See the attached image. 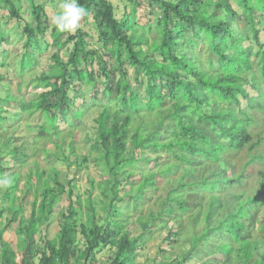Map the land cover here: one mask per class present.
I'll return each mask as SVG.
<instances>
[{
  "label": "trees",
  "instance_id": "16d2710c",
  "mask_svg": "<svg viewBox=\"0 0 264 264\" xmlns=\"http://www.w3.org/2000/svg\"><path fill=\"white\" fill-rule=\"evenodd\" d=\"M14 1L0 3L10 19L23 22L21 33L26 38L16 76L21 78L35 68L37 57L32 46L40 49L39 40L47 29L44 5L27 0L32 25ZM147 1L160 10L153 42L148 43L142 35L144 38L134 43L129 37L136 24L135 0H128L132 2L130 13L121 19L115 18L113 5L106 0H77L87 13L83 23L95 8L99 47L87 50V34L80 29L68 34L53 26L46 48L55 52L47 68L31 81L32 97L14 99L4 88L7 94L0 97V131L19 122L17 111L4 110L17 100L25 115L38 114L40 129L52 146L45 154L48 158L57 152L58 161H68L72 155L73 163L83 161L84 165L86 158L76 153L72 138L88 118L92 134L86 135L91 143L87 144L89 151L96 152L90 158L102 173V183L92 181L83 200L81 194L74 193L73 180L64 185L55 167L50 168L49 177L44 167L28 172L26 187L34 188L39 198L19 225L20 264H97L103 252H108V264H138L136 251L145 236L161 229L169 247L180 237L190 248L174 254V259L158 258L152 264H221L224 258L234 259L232 264H264V211L258 226L264 173L252 192L231 193L233 185L247 178L245 168L254 155L240 173L232 175L234 178H230L226 167L229 159L225 157L228 152L260 143L252 141L250 127L252 113L263 110L264 43L259 36L264 31V0ZM231 1L245 22L237 19ZM6 42V30L0 27V47ZM62 49L65 61L59 55ZM129 68L134 84L128 83ZM4 81L0 78V84ZM98 85L102 98L96 93ZM6 122L10 125L5 127ZM21 133L22 127H18L15 136ZM15 142L8 138L1 145L2 149L10 148L6 150L12 158L18 157ZM1 162L2 157L0 176L12 184L3 185L0 196L10 200L18 191L20 176L5 174ZM204 164L216 169L202 175ZM176 166L182 169L180 178L168 183L157 209L141 213L136 199H141L144 187H154L157 174L168 176ZM137 172L141 179L132 180ZM96 187L107 201L101 208L102 217H98L91 197ZM121 191L130 198L124 204V214L117 206L123 201ZM65 192L67 206L58 218V231L52 239L42 238L38 247L37 233L44 221L53 220L52 211L59 208ZM129 208L141 213L139 220L148 219L146 231L136 236L128 229ZM3 211L4 207L0 217ZM184 220L193 234L184 236L186 224L184 231H176ZM256 228L261 230L258 235ZM0 252V264H13L14 249L2 235Z\"/></svg>",
  "mask_w": 264,
  "mask_h": 264
},
{
  "label": "rangeland",
  "instance_id": "374dc122",
  "mask_svg": "<svg viewBox=\"0 0 264 264\" xmlns=\"http://www.w3.org/2000/svg\"><path fill=\"white\" fill-rule=\"evenodd\" d=\"M106 1L110 2L113 5V13L116 19H121L123 16H127L130 13V5H132V2L129 3L128 0ZM135 1V13L133 14V16L136 24L133 28V32L129 33V37L134 43L139 42L144 37L145 39H147L148 43H151L156 39V32L158 31L159 26L158 19L160 17V10L159 8L150 5L147 0ZM35 3L38 5L42 4L45 7V15L43 17V21L47 30L44 34V37L39 40V45L41 46L40 49H37L36 46H32L34 57H37L35 68L27 73L25 72L21 78L16 76L18 70L17 61L24 51L23 42L26 38V36L21 33L23 22H16L15 20L10 19L4 6L0 3V27L6 30L7 35V42L0 47V64L2 63L3 65L0 66V78L5 79V81L0 84L1 98L4 97L5 94H7V91L4 89L5 87H7L13 95L14 99L25 98L26 100H29L33 91V88L30 86L31 81L47 68L49 64V58L55 52V50H52L51 48H46V45L50 43L49 32L50 28L53 27L51 18L59 10V5L62 3V0H35ZM233 3L234 2L231 1L234 10H237L238 12L237 19L245 22V19L239 12L240 10ZM14 4L17 7L21 8V13L24 19H28L29 21H31L32 25H35L33 19L29 15L30 11L27 0H15ZM94 9L95 8L93 7V11L89 14L88 19L84 23L81 19L78 27V29L84 31L87 34L86 39L89 45L86 48L87 50L99 47L96 34V24L98 19L95 16ZM148 25H150L149 30ZM142 35L144 37H142ZM259 37L264 43V31L260 33ZM59 55L62 57L63 61L66 60V52L63 51V49L60 50ZM155 58L157 57H154V59ZM253 61L254 59L252 58V62ZM82 64L83 62H81V65ZM127 71L129 75L128 83L134 84L131 78L132 69L129 68L127 69ZM142 85L145 86L143 83ZM18 86L19 89H16ZM101 89V85H98L96 93H98V95L102 98ZM17 103V100H15L13 104L11 102L8 103L5 106L4 110L7 112L17 111L19 113L17 117L19 122L12 128L3 129L2 133L0 134V137L2 138V141L0 142V157H2L3 160V163L1 162V164L3 168H5V174L20 176L18 191L16 192L15 196L10 200L2 199L0 196V210L2 209V207H4V214L2 217H0V235H2L4 242L12 244V247L14 249L12 259L13 264H20L21 262V253L18 248V243L21 239V235L19 234L20 222H23V220L27 219L31 212L33 202L38 201L39 198L38 194L35 193L34 188L30 187L28 189L26 187L25 176L29 171L35 173L37 166L40 168L44 167L47 169V177H49L52 174L49 172L50 168L55 167V169L58 171V177L64 185L73 180L72 185L75 188L74 193L81 194V198L83 200L87 195L86 192L90 188V183H92V181L95 185H100L102 183V173L100 167L96 166L97 164L92 160V158H90L91 154L95 155L96 152L94 150L89 151V145L86 144H91L89 142L90 140L86 139V135H90V133L92 134V132L90 131L92 123L88 118L85 120L86 124L82 126L84 130L80 129L77 132L79 140L76 142V153L79 155H83L86 158L87 162L85 161L86 163L84 165L83 161H80L79 164H77V162L73 163L74 156L72 155L68 156V161H58L55 159L59 155L57 152L55 153V155L51 154V158H48V156L45 155L47 151H52V146L46 140L45 133L40 129V119H36V116L38 114L30 116L25 115L21 111V108L17 106ZM262 103L263 110L261 112L255 111L252 113L253 122L250 127V132L253 139L252 141H259L260 143L256 146L245 147L239 152H228L227 155H225V157L229 159L226 167L227 169H230V178H234L232 177V175H234L235 173H240L244 164L249 161L252 155H254V159L252 158V163L245 168L247 178L244 181H240L239 183L233 185V187L230 189V192L234 194L250 193L255 190L260 173H264V100ZM241 104L242 106H244V102H241ZM111 109L114 110V107H112ZM7 125H10V123L6 122L5 127ZM18 127H22V133L15 136L14 131L18 129ZM83 131L85 132L86 140L82 139L84 137ZM8 138L16 141L13 146L19 149L18 157L15 155L12 158L11 155H9L10 153H8L6 149L10 148L4 147V149H2L1 145L5 143ZM17 158H20V160H17ZM164 160L165 159L158 160L157 163L162 164ZM147 169L151 170L152 167ZM214 169H216L215 166H212L211 164H204L200 168V174L207 175ZM148 170L145 171V175L148 174ZM157 170L160 171L161 169L158 168ZM181 173L182 169H175L173 173L170 172L168 176H161L157 174L156 185L154 187H144L145 192L142 194L141 199H136V207H139L141 209V213L148 214L149 212H154L157 209V205L160 199L165 196L166 192L168 191V183L178 180ZM140 179L141 176L138 172L135 173L132 178V180L135 181H139ZM0 181H3L1 176ZM9 181L10 182L8 184H12V181ZM3 185V183H0V188H3ZM49 185H52L51 180L49 181ZM66 193L67 192H65L63 196V201L61 202L59 208L52 211L50 218L53 217V220L44 221L43 225L40 227L37 233L36 245L38 247H41V243H43L42 238L47 237L48 239H52L53 236L57 233L59 220L56 221L55 218H59L66 209ZM120 195L123 197V201L118 202L117 206L121 208L120 213L124 214V204L126 202L128 203L130 201V198H128L122 191ZM91 197L96 202V212L98 217L104 216V211L101 208L107 204V201L105 197L101 195L100 190L97 187L92 189ZM128 210V229L134 230L133 236L142 233V231H146L148 225L146 221H148V219L146 220V217H144L143 219L139 220L138 216L139 214L141 215V213H138L137 211H134V209L130 208ZM263 211L264 202L258 209V226L261 224L260 218L263 214ZM195 212L197 213L198 211L195 210ZM12 215L15 217L13 221L11 220L13 217ZM198 216L200 220L203 217L202 213H200ZM184 224H186L185 220L184 223L183 221H181L176 226V231L179 233L184 231ZM186 225L187 229L184 236L193 234L194 230L192 231L191 227L188 224ZM164 233L165 230L161 229L160 231L157 230L151 232L149 236H145V242L142 243V245L139 246L140 248L136 251L138 253L135 258L136 263L152 264L154 259L158 258L174 259V254L185 253L189 250L190 246L187 245L185 241L180 237H177L176 243L169 247L168 244L163 241ZM259 233H261V230L258 231V229L256 228L255 235H258ZM37 246L36 248H38ZM162 250L165 252L163 253ZM107 258L108 252H103L98 257L97 264H108ZM233 262L234 259L232 260L224 258L221 264H232ZM196 263L197 262L195 261L194 264ZM186 264H188V262H186Z\"/></svg>",
  "mask_w": 264,
  "mask_h": 264
},
{
  "label": "clouds",
  "instance_id": "9594fccd",
  "mask_svg": "<svg viewBox=\"0 0 264 264\" xmlns=\"http://www.w3.org/2000/svg\"><path fill=\"white\" fill-rule=\"evenodd\" d=\"M86 14V10L78 4L77 0H62L59 10L51 18V23L60 33L75 34L79 22ZM9 182L7 179L0 181L4 185Z\"/></svg>",
  "mask_w": 264,
  "mask_h": 264
},
{
  "label": "crops",
  "instance_id": "0c3cea01",
  "mask_svg": "<svg viewBox=\"0 0 264 264\" xmlns=\"http://www.w3.org/2000/svg\"><path fill=\"white\" fill-rule=\"evenodd\" d=\"M82 128H83V127H82ZM82 128H81V129H82ZM82 130H83V129H82ZM16 131H17V129H16L14 132H16ZM78 131H79V130H78ZM78 131H77V132H78ZM77 132H76V133L73 132L74 135H73V138H72L73 141L75 142V148H76V142L79 140V138H78V133H77ZM83 132H84V131H83ZM1 133H2V131H0V134H1ZM20 139H22V138H20ZM82 139H83V140H86V139H85V132H84V137H83ZM68 140H69V139H67L66 143H68ZM1 141H2V138L0 137V142H1ZM86 144H87V143H86ZM160 167H161V166H159V168H160ZM175 169H179V167L176 166L175 168H173V170H172L171 173H173V171H174ZM168 185H169V184H168ZM57 220H58V217L56 218V221H57Z\"/></svg>",
  "mask_w": 264,
  "mask_h": 264
}]
</instances>
